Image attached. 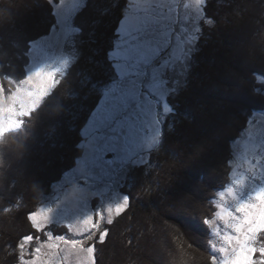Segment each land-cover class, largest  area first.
<instances>
[{
    "label": "trees",
    "instance_id": "trees-1",
    "mask_svg": "<svg viewBox=\"0 0 264 264\" xmlns=\"http://www.w3.org/2000/svg\"><path fill=\"white\" fill-rule=\"evenodd\" d=\"M58 2L0 0L5 94L26 76L30 45L50 33ZM126 4L83 0L71 19L77 59L16 129L0 133V264L18 262L20 242L38 235L31 215L83 154L82 128L113 74L108 54ZM203 13L185 83L169 99L173 118L150 164L130 170L127 206L93 242L91 264H214L216 195L231 179L233 143L264 111V0H205Z\"/></svg>",
    "mask_w": 264,
    "mask_h": 264
},
{
    "label": "rangeland",
    "instance_id": "rangeland-1",
    "mask_svg": "<svg viewBox=\"0 0 264 264\" xmlns=\"http://www.w3.org/2000/svg\"><path fill=\"white\" fill-rule=\"evenodd\" d=\"M82 4H54V26L30 45L26 76L9 80L6 94L0 81V133L16 129L77 59L71 19ZM204 4L127 0L108 54L113 74L82 128L83 154L31 215L38 235L20 242L16 264L94 261L93 242L104 239L105 223L127 206L121 189L130 170L150 164L173 118L169 99L185 83ZM233 151L231 179L217 192L211 221L214 264H264V242L257 240L264 230V111L250 117Z\"/></svg>",
    "mask_w": 264,
    "mask_h": 264
},
{
    "label": "snow or ice",
    "instance_id": "snow-or-ice-1",
    "mask_svg": "<svg viewBox=\"0 0 264 264\" xmlns=\"http://www.w3.org/2000/svg\"><path fill=\"white\" fill-rule=\"evenodd\" d=\"M91 79H92V82H98V81H102V80H104V79H105V76H104V74L101 72V73H97V74L93 75ZM94 102H95V101H94V99H93L92 104H91V105H88V102L86 101V105L89 106V107L94 106Z\"/></svg>",
    "mask_w": 264,
    "mask_h": 264
},
{
    "label": "water",
    "instance_id": "water-1",
    "mask_svg": "<svg viewBox=\"0 0 264 264\" xmlns=\"http://www.w3.org/2000/svg\"><path fill=\"white\" fill-rule=\"evenodd\" d=\"M125 143L127 144V141Z\"/></svg>",
    "mask_w": 264,
    "mask_h": 264
}]
</instances>
